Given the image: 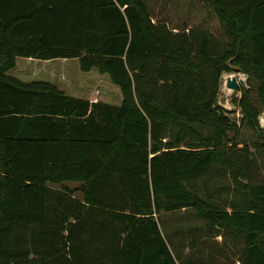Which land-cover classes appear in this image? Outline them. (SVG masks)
Listing matches in <instances>:
<instances>
[{
    "label": "trees",
    "instance_id": "16d2710c",
    "mask_svg": "<svg viewBox=\"0 0 264 264\" xmlns=\"http://www.w3.org/2000/svg\"><path fill=\"white\" fill-rule=\"evenodd\" d=\"M173 1L172 24L148 0H0V264H264V0ZM17 57L77 59L116 100L8 75ZM231 67L239 123L217 103ZM180 210L202 225L173 251L161 216Z\"/></svg>",
    "mask_w": 264,
    "mask_h": 264
},
{
    "label": "rangeland",
    "instance_id": "374dc122",
    "mask_svg": "<svg viewBox=\"0 0 264 264\" xmlns=\"http://www.w3.org/2000/svg\"><path fill=\"white\" fill-rule=\"evenodd\" d=\"M182 3L183 2H181V4ZM148 4L151 8V11H154V13L158 16H162L165 19H169L172 24L177 22L179 16H183V13L180 9H185V6H182L181 4L177 6L173 0H169L167 3L162 2V0H148ZM206 7L207 6L201 3L200 1H197L194 4V16H198L196 24L207 28L210 31H213L215 34H218L221 31V24L215 16L211 14L210 16L206 15V13L208 12ZM49 61L50 62L17 57L16 67L8 71L7 74L15 76L24 81L38 79L46 80L49 82L53 81L59 88L66 91V94L75 97H81L79 96V94L87 96L89 94H95L96 98H101L102 96L105 97L110 95V100H116L115 96L117 95V92L112 88H107L108 82L105 77L97 78L94 77L95 75L93 76L87 73L86 75L82 74L83 77H81L80 81L76 79V65H78L77 59ZM231 75H234L238 80L239 87L237 89H230L226 87V79ZM242 75L245 77V79H241ZM94 78L96 80L95 83H93ZM241 86H247V75L243 73H235L233 71L224 72L221 76L217 101V103L221 107L227 110L226 114L238 123L241 118V113L237 102L241 95ZM72 90H77L76 93L79 94H76ZM262 117H264V111H262L258 116L260 127H263L261 125ZM261 136L262 133L256 134L255 132L242 127L239 139L243 142H249V144L251 143L254 146L257 143L256 141L261 140ZM251 151L254 158L253 176L254 178H256V180L264 181V148L260 149L259 146L255 148L252 147ZM63 185L67 187L76 198L80 200L83 199L82 194L78 190L79 183L66 182ZM161 217V230L165 235H167L170 242V247L171 249L173 248V251H180V249L187 247V239L189 235L187 233V230L189 228L202 225V220L197 218L194 213L190 210H180L175 213L164 214ZM180 232H183V234H180Z\"/></svg>",
    "mask_w": 264,
    "mask_h": 264
},
{
    "label": "water",
    "instance_id": "95a60500",
    "mask_svg": "<svg viewBox=\"0 0 264 264\" xmlns=\"http://www.w3.org/2000/svg\"><path fill=\"white\" fill-rule=\"evenodd\" d=\"M232 71L235 73H240L239 68L231 67ZM226 87L230 89H237L239 87V83L237 78L234 75H231L226 79Z\"/></svg>",
    "mask_w": 264,
    "mask_h": 264
},
{
    "label": "clouds",
    "instance_id": "9594fccd",
    "mask_svg": "<svg viewBox=\"0 0 264 264\" xmlns=\"http://www.w3.org/2000/svg\"><path fill=\"white\" fill-rule=\"evenodd\" d=\"M241 79H245V77L242 75ZM261 125L264 126V117L261 118Z\"/></svg>",
    "mask_w": 264,
    "mask_h": 264
},
{
    "label": "bare ground",
    "instance_id": "6f19581e",
    "mask_svg": "<svg viewBox=\"0 0 264 264\" xmlns=\"http://www.w3.org/2000/svg\"><path fill=\"white\" fill-rule=\"evenodd\" d=\"M237 76H238V74H237ZM239 78V77H238Z\"/></svg>",
    "mask_w": 264,
    "mask_h": 264
}]
</instances>
